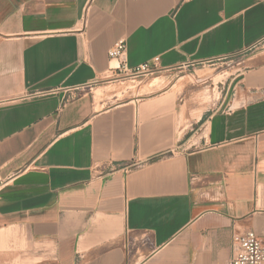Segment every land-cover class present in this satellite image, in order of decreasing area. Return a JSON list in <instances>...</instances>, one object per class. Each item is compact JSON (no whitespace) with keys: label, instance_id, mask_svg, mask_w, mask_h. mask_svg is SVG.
<instances>
[{"label":"crops","instance_id":"0c3cea01","mask_svg":"<svg viewBox=\"0 0 264 264\" xmlns=\"http://www.w3.org/2000/svg\"><path fill=\"white\" fill-rule=\"evenodd\" d=\"M263 46L264 0H0V264H228L264 238V51L190 121L166 92L81 95Z\"/></svg>","mask_w":264,"mask_h":264},{"label":"rangeland","instance_id":"374dc122","mask_svg":"<svg viewBox=\"0 0 264 264\" xmlns=\"http://www.w3.org/2000/svg\"><path fill=\"white\" fill-rule=\"evenodd\" d=\"M257 51L232 58L202 63L191 67L164 70L160 67L141 71L138 75L125 72L108 73L92 88L85 89L94 101L96 111L111 106L137 103V101L166 92L177 100L181 113L187 120L202 112L216 109L227 82L242 74L251 64ZM157 80V81H156Z\"/></svg>","mask_w":264,"mask_h":264},{"label":"built area","instance_id":"2783aa9c","mask_svg":"<svg viewBox=\"0 0 264 264\" xmlns=\"http://www.w3.org/2000/svg\"><path fill=\"white\" fill-rule=\"evenodd\" d=\"M127 44L125 40L118 41L109 51L111 59L126 61ZM158 68L157 64H146L140 67L133 75H138L145 69ZM228 264H264V238L254 232H246L237 238L233 244V255Z\"/></svg>","mask_w":264,"mask_h":264},{"label":"bare ground","instance_id":"6f19581e","mask_svg":"<svg viewBox=\"0 0 264 264\" xmlns=\"http://www.w3.org/2000/svg\"><path fill=\"white\" fill-rule=\"evenodd\" d=\"M256 57H257V56H256ZM115 63H116V62H115ZM115 63H114V64H115ZM116 65H117V64H116ZM116 65H115V66H116ZM256 65H257V64H256ZM156 81H157V80H156Z\"/></svg>","mask_w":264,"mask_h":264}]
</instances>
